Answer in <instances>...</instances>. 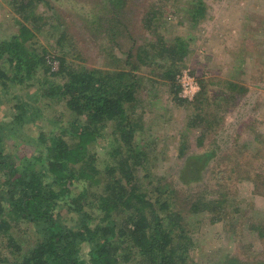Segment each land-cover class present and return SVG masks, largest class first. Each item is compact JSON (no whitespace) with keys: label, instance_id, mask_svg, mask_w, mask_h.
<instances>
[{"label":"trees","instance_id":"obj_1","mask_svg":"<svg viewBox=\"0 0 264 264\" xmlns=\"http://www.w3.org/2000/svg\"><path fill=\"white\" fill-rule=\"evenodd\" d=\"M195 1L191 21L196 25L205 8L201 0ZM104 4L113 9V22L132 10L129 0ZM9 5L17 14L18 30L0 39V108L8 104L11 112L10 120L0 119V241L11 248L13 260L0 251V264H190L191 231L175 191L153 173L147 146L144 150L137 139L143 114L136 115L148 83L153 90L166 85L177 104L188 103L180 98L177 83L190 54L188 40L158 33L147 44L131 45L118 71L91 69L69 57L80 59L68 35L39 12L42 5L52 11L50 1L11 0ZM163 15L161 7L150 8L145 28L156 34L155 24H164ZM42 21L53 33L60 32L57 72L38 36ZM146 68L152 78L142 79ZM231 88L237 95L227 101V109L248 92L241 86ZM215 101L201 81V91L190 104L194 112L188 128L211 129L207 112ZM48 110L53 115L48 116ZM28 131H37V138ZM181 139L178 154L186 159L180 179L190 187L201 184L217 154L187 156L188 138L183 134ZM26 143L33 151L20 156ZM15 145L17 153L12 151ZM235 163L241 175L242 165ZM257 179L255 191L264 195V174ZM245 180L235 179L233 184ZM207 193L190 196L189 213L208 211L216 214L213 223L226 221L228 198L220 193L217 200H208ZM21 228L25 233L19 243L14 232ZM255 229L264 234L263 226ZM220 264L264 262L226 257Z\"/></svg>","mask_w":264,"mask_h":264},{"label":"rangeland","instance_id":"obj_2","mask_svg":"<svg viewBox=\"0 0 264 264\" xmlns=\"http://www.w3.org/2000/svg\"><path fill=\"white\" fill-rule=\"evenodd\" d=\"M10 1L0 0V39L18 30L14 20L17 14L9 5ZM48 1L52 11L42 5L39 12L66 32L72 42L69 44L80 59L69 57L91 69L118 71L131 45L147 44L155 40L158 33L168 39L188 40L190 54L186 69L177 76V83L182 89L181 74L196 82L200 91L201 81L206 83L208 95L215 98L217 104L207 112L208 122L213 127L207 131L188 128L189 116L194 112L190 104L196 97L193 101L186 99L188 103L182 106L175 102L168 86H156L153 90L148 83L139 96L144 105L139 106L136 115L143 114V131L137 139L144 150L147 146L153 173L175 191L178 208L194 240L190 264H220L226 257L243 261L252 257L264 262V234L252 230L255 226L264 227V195L255 191L257 175L264 174V0H201L205 16L196 25L191 21L195 0H129L132 10L126 11L119 22L112 21L113 9L106 6L104 0ZM155 5L162 8L165 22L156 23V34H152L145 28L144 20ZM40 23L44 29L39 39L50 52L49 64L57 72L60 67L55 57L60 56L61 50L56 41L60 32L53 33L45 26V21ZM68 49L66 46L65 52ZM141 72L142 79L152 78L147 68ZM182 82L190 81L182 78ZM234 86L246 88L248 92L238 105L233 103L227 109V101L237 95L231 92ZM179 96L183 99L181 93ZM10 113L9 105H2L0 119L10 120ZM47 115H53V111L48 110ZM28 134L33 138L38 136L37 131H28ZM183 134L188 138L187 156L205 152L217 154L205 170V182L191 187L180 179V169L186 159L178 154ZM7 143L12 146L14 142L7 140ZM14 147L12 151L17 153L19 146ZM21 148L20 156L25 152L30 156L33 151L28 143ZM99 152H103L100 147ZM245 157L249 158L248 164ZM237 161L242 165L241 175ZM226 170L227 179L222 174ZM235 179L246 180L235 185ZM203 191L208 192V200H217L220 193L225 194L228 198L226 221L213 223L216 214L208 211L200 215L189 213L190 196L196 199ZM24 233L23 228L15 230L19 243ZM0 251L13 260L11 248L1 241Z\"/></svg>","mask_w":264,"mask_h":264},{"label":"built area","instance_id":"obj_3","mask_svg":"<svg viewBox=\"0 0 264 264\" xmlns=\"http://www.w3.org/2000/svg\"><path fill=\"white\" fill-rule=\"evenodd\" d=\"M180 78V82L182 84V92H181V96L183 97V99H188L190 101H193L194 98L196 97V95L198 94V92L200 91L199 85L194 82L191 78H189L186 74H181ZM178 78V81H179ZM182 78L184 80L190 81L188 84H185L182 82Z\"/></svg>","mask_w":264,"mask_h":264}]
</instances>
